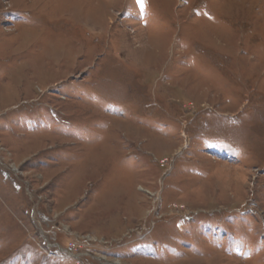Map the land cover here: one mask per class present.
<instances>
[{"label": "rangeland", "instance_id": "rangeland-1", "mask_svg": "<svg viewBox=\"0 0 264 264\" xmlns=\"http://www.w3.org/2000/svg\"><path fill=\"white\" fill-rule=\"evenodd\" d=\"M0 264H264V0H0Z\"/></svg>", "mask_w": 264, "mask_h": 264}, {"label": "built area", "instance_id": "built-area-1", "mask_svg": "<svg viewBox=\"0 0 264 264\" xmlns=\"http://www.w3.org/2000/svg\"><path fill=\"white\" fill-rule=\"evenodd\" d=\"M74 249V246H69V250H73Z\"/></svg>", "mask_w": 264, "mask_h": 264}]
</instances>
